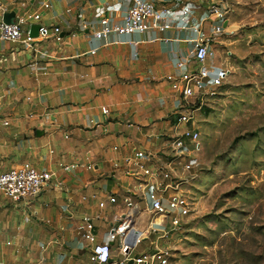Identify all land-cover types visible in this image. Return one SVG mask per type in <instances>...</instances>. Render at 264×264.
<instances>
[{"label":"crops","instance_id":"obj_1","mask_svg":"<svg viewBox=\"0 0 264 264\" xmlns=\"http://www.w3.org/2000/svg\"><path fill=\"white\" fill-rule=\"evenodd\" d=\"M21 1L2 0L5 13L14 12L15 17L25 11L39 12L42 25L60 28V39L37 37L33 49L22 42L0 40V172L28 162L55 174L29 205L1 200L0 214L5 219L0 221V260L10 264H78L73 262L76 256L69 246L79 242L77 228L82 217L99 214L100 219L93 222L106 223L105 228L94 227L92 242L81 237L89 253L92 244L106 239L122 206H116L115 213L107 209L110 216H102L95 199H82L93 193L101 196L104 192L99 185L103 179L114 178L113 170L110 176L85 180L83 172L88 169L64 171L58 164L78 159L93 164L90 171L98 172L101 163L123 156L113 154L109 144L119 146L118 150L125 147L127 154L133 148L155 151L166 146L161 131L179 96L166 77L179 78L183 70L176 65L178 61L192 65L189 40L194 37L173 20L188 17L194 22L208 0H155L158 7L172 13L169 28L133 33V37L112 34L106 39H95L93 28L83 29L82 23L94 20L99 4H107L115 21H120L125 10L122 0H25L23 6ZM44 1L51 6L42 8ZM186 4L191 13L183 15ZM18 9L24 10L18 13ZM3 15L0 13L2 21ZM228 24H223L225 30ZM203 28H208L207 22ZM219 41L214 44L216 56L225 39L221 36ZM121 117L124 123L118 119ZM133 117L137 123L131 122ZM5 119L8 125L2 124ZM121 128L134 138L123 142ZM87 263L88 255L79 264Z\"/></svg>","mask_w":264,"mask_h":264},{"label":"built area","instance_id":"obj_2","mask_svg":"<svg viewBox=\"0 0 264 264\" xmlns=\"http://www.w3.org/2000/svg\"><path fill=\"white\" fill-rule=\"evenodd\" d=\"M233 1L208 0L199 19L177 24L180 29L192 31L194 37L189 40L192 65L186 66L178 61L176 65L183 70L179 78L166 77L179 92V103L172 111L175 117L174 133L172 137L165 139L166 146L158 150L133 148L128 154L111 162L114 178L116 169H120L122 177L132 179L125 189L126 194L117 195L110 191L101 196L95 193L82 196L83 200L95 199L100 210L108 209L115 213L116 206H122V211L111 223L106 239L90 246L87 264H163L171 256L169 233L180 228L190 211L182 186L193 179L191 172L197 165V156L201 151V134L195 111H200L209 98L217 95V89L230 74L226 60L215 62L217 58L214 44H219L224 34ZM25 3L22 0L20 5ZM122 4L125 10L120 21H115L107 4H99L95 7L94 20L84 21L83 29L97 24L93 28V37L106 39L112 34L124 37L151 30L164 31L170 27L172 13L165 7H158L155 0H122ZM50 6L49 1L41 3L42 8ZM5 12L7 7L0 0V13L3 15ZM189 13L191 11L186 4L182 7V14ZM40 20L39 12L26 11L16 15L11 23L0 20V40L22 42L33 49L37 37L29 36L32 24H39L38 37L44 39L54 35L56 39H60L58 26L47 27ZM205 22L208 23V28H203ZM94 51L95 49L91 50L92 53ZM226 54L229 56L230 52ZM101 110L107 113L105 107ZM2 124L8 125L7 120H2ZM118 148L117 145L112 146L113 151ZM120 161L123 163L121 167ZM58 166L64 171H73L79 167L94 169L93 164L82 163L78 159L69 163L61 162ZM54 174L22 162L0 172V194L11 202L29 205L39 197ZM100 217L99 214L94 217L87 215L80 220L77 229L86 242L93 241V219ZM116 239L117 245L113 248L112 242ZM141 244H144L143 248L136 251ZM0 264L10 263L0 260Z\"/></svg>","mask_w":264,"mask_h":264},{"label":"rangeland","instance_id":"obj_3","mask_svg":"<svg viewBox=\"0 0 264 264\" xmlns=\"http://www.w3.org/2000/svg\"><path fill=\"white\" fill-rule=\"evenodd\" d=\"M231 9L230 26L222 35L225 42L216 56L218 61L228 62L230 74L217 95L195 111L201 151L191 172L193 179L182 186L190 211L180 228L169 233L171 256L163 264H264V0H234ZM189 19L176 17L173 22ZM19 104L23 106V102ZM118 119L125 122L124 117ZM131 122L137 123L134 117ZM165 122L167 126L161 132L169 139L175 117L169 115ZM119 135L123 142L134 138L123 128ZM108 146L112 151V144ZM124 149L113 154H127ZM112 170L111 163L105 161L98 172L89 170L83 175L85 180L96 179L110 176ZM121 172L116 169L115 178L103 179L101 191L126 194L132 179L122 177ZM3 199L8 200L0 194V202ZM12 208V204L8 206ZM107 211L100 214L110 216ZM4 219L0 214V221ZM170 221L171 216L169 227ZM105 224L103 220L94 221L95 228H105ZM77 240L69 249L76 256L73 262L79 264L86 261L88 250L80 235ZM116 245L117 239L113 243Z\"/></svg>","mask_w":264,"mask_h":264},{"label":"water","instance_id":"obj_4","mask_svg":"<svg viewBox=\"0 0 264 264\" xmlns=\"http://www.w3.org/2000/svg\"><path fill=\"white\" fill-rule=\"evenodd\" d=\"M14 21V12L4 13L3 15V22L4 23H11ZM38 29L39 24H32L29 27V36L30 37H38ZM131 241V239H129Z\"/></svg>","mask_w":264,"mask_h":264}]
</instances>
